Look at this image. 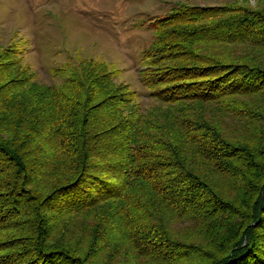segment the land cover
<instances>
[{
    "label": "trees",
    "instance_id": "trees-1",
    "mask_svg": "<svg viewBox=\"0 0 264 264\" xmlns=\"http://www.w3.org/2000/svg\"><path fill=\"white\" fill-rule=\"evenodd\" d=\"M147 26L146 91L98 59L56 85L0 61V264H264V0Z\"/></svg>",
    "mask_w": 264,
    "mask_h": 264
},
{
    "label": "rangeland",
    "instance_id": "rangeland-1",
    "mask_svg": "<svg viewBox=\"0 0 264 264\" xmlns=\"http://www.w3.org/2000/svg\"><path fill=\"white\" fill-rule=\"evenodd\" d=\"M178 1L190 4L237 1L251 6L257 3V0H0V61L14 57L12 72L32 74L31 83L56 85L62 80L54 74L57 66L66 61L98 59L116 71L114 81L130 82L138 90L146 91L138 70L141 50L152 34L148 21L163 15ZM140 100L142 106L156 102L147 94L140 96ZM187 226L186 220L174 222L175 230L194 235L195 230ZM131 262L128 260V264ZM139 264L146 262L140 258Z\"/></svg>",
    "mask_w": 264,
    "mask_h": 264
}]
</instances>
